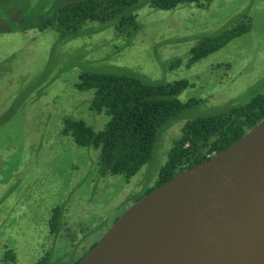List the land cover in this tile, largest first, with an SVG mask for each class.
Returning a JSON list of instances; mask_svg holds the SVG:
<instances>
[{"label":"rangeland","instance_id":"374dc122","mask_svg":"<svg viewBox=\"0 0 264 264\" xmlns=\"http://www.w3.org/2000/svg\"><path fill=\"white\" fill-rule=\"evenodd\" d=\"M66 1L0 0V264L7 248L15 253L12 264H74L155 186L183 122L264 92V0H209L168 10L146 4L138 10L142 27L131 36L95 22L67 45V35L50 27L21 30ZM239 23L248 29L187 66L190 49L203 37ZM176 57L181 63L170 67ZM94 66L118 74L131 70L148 81L187 79L178 98L196 101L161 129L151 157L129 179L100 176L94 168L99 150L88 154L61 133L69 113L95 129L107 120L88 109L90 93L74 86L78 73ZM56 206L69 220L51 232L48 219Z\"/></svg>","mask_w":264,"mask_h":264},{"label":"trees","instance_id":"16d2710c","mask_svg":"<svg viewBox=\"0 0 264 264\" xmlns=\"http://www.w3.org/2000/svg\"><path fill=\"white\" fill-rule=\"evenodd\" d=\"M207 1L69 0L54 9L51 15L21 30L33 26L50 27L60 35H67V45L68 41L77 39L89 24L102 22L113 27L117 35L129 37L142 27L138 20V10L146 4L155 9L168 10L182 3L203 5ZM247 29L246 24L239 23L203 37L199 44L190 49L187 66L218 50ZM180 63L181 59L176 57L169 66L174 67ZM96 66L80 71L74 86L79 93H90L88 109L96 114H105L106 122L102 128L95 129L83 118L69 113L63 119L61 133L70 136L77 146L86 148L88 154L93 153L91 149L99 150V158L94 152V168L100 176L119 174L129 179L151 157L161 129L175 120L181 110L196 101L189 99L182 102L178 98L180 92L190 84L187 79L148 81L131 70L118 74L95 69ZM263 117L264 92L226 111L183 122L181 136L173 141L155 186L226 148ZM155 186L146 189L143 195ZM68 220L65 208H53L48 219L51 232L62 231ZM2 261L5 264L15 262L12 248L4 250Z\"/></svg>","mask_w":264,"mask_h":264},{"label":"water","instance_id":"95a60500","mask_svg":"<svg viewBox=\"0 0 264 264\" xmlns=\"http://www.w3.org/2000/svg\"><path fill=\"white\" fill-rule=\"evenodd\" d=\"M77 264H264V117L138 198Z\"/></svg>","mask_w":264,"mask_h":264}]
</instances>
